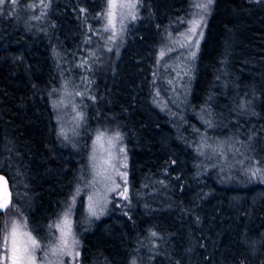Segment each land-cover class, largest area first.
I'll list each match as a JSON object with an SVG mask.
<instances>
[{
  "label": "trees",
  "instance_id": "1",
  "mask_svg": "<svg viewBox=\"0 0 264 264\" xmlns=\"http://www.w3.org/2000/svg\"><path fill=\"white\" fill-rule=\"evenodd\" d=\"M194 2L139 0L108 54L98 34L107 0L3 6L0 172L13 200L0 245L6 215L46 244L70 209L79 264H264V179L252 175L264 167V0H213L191 67L176 69L167 40ZM84 80L90 97L67 139L57 90ZM99 131L125 144L128 198L115 194L95 217L80 200Z\"/></svg>",
  "mask_w": 264,
  "mask_h": 264
},
{
  "label": "rangeland",
  "instance_id": "2",
  "mask_svg": "<svg viewBox=\"0 0 264 264\" xmlns=\"http://www.w3.org/2000/svg\"><path fill=\"white\" fill-rule=\"evenodd\" d=\"M213 1V0H212ZM124 2V0H118V3ZM137 7L135 9V13L138 10L139 6V0H136ZM201 3H207V0H195L191 14L188 19L184 22V28L182 31L179 33L170 36V38L167 40V52L171 51H176L177 53L179 52V56L177 57L176 60L178 62L176 63V69H186L188 70L189 67H191V62L190 59L193 57V53L196 52L198 45L203 38L206 23H207V18H208V11L210 9L211 4L208 5L207 11H203L200 8L197 7L198 4ZM107 7V4H106ZM106 7L102 11V13L105 11ZM125 14L127 13V9L124 10ZM201 17L203 19L201 20ZM131 20L130 17L125 19L124 21V27L123 31L118 32L117 38L115 41L108 40L107 38L111 35V31L104 32V34L101 36V41L102 45L104 46L103 50H107L106 53H111L115 52L118 47L119 41L123 38L124 33H125V28L129 21ZM193 20H200V27L197 28V33H202V35H197L196 37H193V41L198 40V44L188 43V37L191 36V33L188 31L189 28L192 26V21ZM106 23L105 20L101 19V24H100V29L101 31L98 33H102L103 31V26ZM182 24V23H181ZM117 28L119 29V24H117ZM181 45H187L185 47H182ZM111 48V51L108 49ZM178 49V50H177ZM178 55V54H177ZM182 60L186 62L187 65L182 64ZM81 85H75L73 83H68L67 81L63 82L61 87L58 88L57 90V98L55 100V108L57 111V118L59 121V130L61 135L64 138H69L71 135H76L77 130L79 129L81 122L83 118L81 116H78L77 113L82 114L84 113L83 109V104L86 101V97H90V85L87 80L81 81ZM77 93H81V95H77ZM101 132V131H99ZM103 132V131H102ZM106 133V137L102 140L101 144H92V151H91V169H92V174L91 178L84 190V195L81 198L80 202L82 204L84 203V208L87 211L88 206H89V201H88V196L93 197V201L100 199L101 200V207L104 209L106 208L104 204V200L102 199L103 197L107 198V203L108 200L111 199L112 196L119 195V192L122 191L125 187H128V160H127V152L125 149V144L122 140V138L119 141H114L115 147H111L108 144L107 138L110 136H113L115 133ZM98 132L95 134L93 141L95 140L96 135ZM95 148V156L96 159L93 161L92 156H93V150ZM124 148L125 153H120L119 149ZM111 153V156H110ZM126 154V164L127 167L124 168L121 166V160L124 159V156ZM95 165V168L93 167ZM119 168L121 172H126L127 177H126V183L125 181L121 180L118 175L115 174L114 168ZM255 170L252 169V171ZM99 173V175H98ZM112 176L114 177L116 183L120 184V188L116 190V192H109L108 188L112 187L111 180L106 179V177ZM261 179H264V167L261 170V173L259 176H257ZM94 186H93V182ZM89 186V187H88ZM71 211V210H70ZM99 213V209H97ZM72 212V211H71ZM64 215H61L60 218H58V221H56L57 224H61L63 221ZM71 220V234L68 237V242L71 245L72 241L75 240L76 243L72 245V251H73V256L75 255L76 252L79 253V238L77 237L71 214H69L68 217ZM12 221H17L21 224V231H28L32 234V232L28 229L27 225L24 227L25 224V219L23 216H21L18 212L14 211V213L6 215L4 222H3V234H2V241L1 245L3 244V237L6 233L10 232L11 229V223ZM33 235V234H32ZM34 236V235H33ZM60 236L61 233L60 231L56 228V237L52 240L49 241L46 244L41 243L37 239V241L40 243L41 247L36 249L35 255H36V264H79L78 263V256H68V255H53L52 254V248L59 246L60 242ZM10 239V237H9ZM2 251V249H0Z\"/></svg>",
  "mask_w": 264,
  "mask_h": 264
},
{
  "label": "snow or ice",
  "instance_id": "3",
  "mask_svg": "<svg viewBox=\"0 0 264 264\" xmlns=\"http://www.w3.org/2000/svg\"><path fill=\"white\" fill-rule=\"evenodd\" d=\"M8 3L13 6H15L18 3V0H0V11L3 10V6ZM212 3V0H207V3H201L198 4L197 7L200 8L203 11H207L208 5ZM41 4L43 5V0H41ZM33 9L36 7V5H30ZM43 7H47V5H43ZM137 7L136 0H124V2L118 3V0H107V7L105 11L101 14L100 19L105 20L106 23L103 26V31L108 32L111 31V35L107 38L108 40L115 41L117 38L118 32L123 31L124 27V21L128 17H130L132 20H135L136 13L135 9ZM125 9H127V13L125 14ZM83 11V10H81ZM44 15L43 12H41V16ZM35 19H40V16L34 17ZM203 17H201V20ZM117 24H119V29L117 28ZM200 27V20H193L192 26L189 28V32L191 33V36L188 37V43H196L198 44V40L193 41V37H196L197 35H202V33H197V28ZM89 31H93V34H96L91 27H89ZM91 38L89 37V40ZM182 47H185L187 45H181ZM111 51V48L108 49ZM161 57L164 56V53H160ZM195 55V53H193ZM77 95H81V93H77ZM78 116L82 117V114L77 113ZM106 137L105 132H98V134L95 137V140L93 141V144H101L102 140ZM121 139V136L119 132L115 133L113 136H110L107 138L108 144L111 147H115L114 141H119ZM211 147V145H209ZM120 153H125L124 148L119 149ZM222 154V153H218ZM111 156V153H110ZM96 159L95 156V148L93 150V156L92 160L94 161ZM262 164H264V161H261ZM121 166L126 168V154L124 156V159L121 160ZM95 168V165H93ZM115 174L120 177L121 180L125 181L126 183V172H121L119 168H115L113 166ZM258 173H261L260 168H255V170L252 171V175H257ZM99 175V173H98ZM106 179L111 180L112 187L108 188L109 192H116L117 189L120 188V184L116 183L114 177L108 176ZM3 178L0 177V181H2ZM6 184V181L4 182ZM95 181L93 182L94 186ZM80 189H76V195L80 194ZM119 195L123 199H127V188L125 187L122 191L119 192ZM104 204L106 206L107 204V198L103 197ZM89 206H88V212L91 216L98 217V211L99 214H103L104 208L101 207V200L97 199L93 201L92 196H88ZM11 203V193L8 192L7 188L5 187L2 192H0V214H3L4 210H7L9 208V205ZM72 203H76L75 196L72 197ZM69 211H65L64 218L61 224L55 225V227L60 231V242L59 246L52 248V254L55 256L57 254L63 256H73L72 251V245L76 243L75 240L72 241V244L70 245L68 242V237L71 234V220L69 217ZM21 224L17 221H12L11 223V229L10 232L6 233L3 237V244L0 245V264H36V249L40 248L41 245L37 241V239L28 231H21ZM24 227H26V221L24 224ZM152 235H156L155 233H152ZM10 237V239H9ZM79 253L76 252L73 258L75 256H78ZM133 264L135 262L133 261Z\"/></svg>",
  "mask_w": 264,
  "mask_h": 264
},
{
  "label": "water",
  "instance_id": "4",
  "mask_svg": "<svg viewBox=\"0 0 264 264\" xmlns=\"http://www.w3.org/2000/svg\"><path fill=\"white\" fill-rule=\"evenodd\" d=\"M0 177L3 178V180L0 181V192H2L3 189L6 187L7 190H8V192L11 193V203H12V200H13V191H12V188H11L10 181H9V179H8V176H7L6 174L0 172ZM5 181H6V184L4 183ZM11 203H10V205H11ZM10 205H9V206H10ZM4 211H6V210H4ZM4 211H3V212H4ZM0 215H1V214H0Z\"/></svg>",
  "mask_w": 264,
  "mask_h": 264
}]
</instances>
